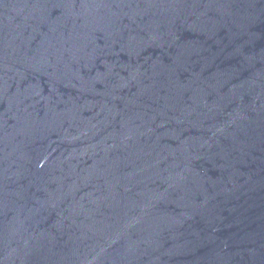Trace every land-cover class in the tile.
Here are the masks:
<instances>
[{"label": "water", "instance_id": "95a60500", "mask_svg": "<svg viewBox=\"0 0 264 264\" xmlns=\"http://www.w3.org/2000/svg\"><path fill=\"white\" fill-rule=\"evenodd\" d=\"M0 264H264V0H0Z\"/></svg>", "mask_w": 264, "mask_h": 264}]
</instances>
